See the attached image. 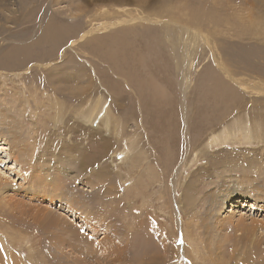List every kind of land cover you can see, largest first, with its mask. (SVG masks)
<instances>
[{
    "label": "rangeland",
    "instance_id": "374dc122",
    "mask_svg": "<svg viewBox=\"0 0 264 264\" xmlns=\"http://www.w3.org/2000/svg\"><path fill=\"white\" fill-rule=\"evenodd\" d=\"M0 136V264H264V0H0Z\"/></svg>",
    "mask_w": 264,
    "mask_h": 264
},
{
    "label": "bare ground",
    "instance_id": "6f19581e",
    "mask_svg": "<svg viewBox=\"0 0 264 264\" xmlns=\"http://www.w3.org/2000/svg\"><path fill=\"white\" fill-rule=\"evenodd\" d=\"M39 30V29H38ZM23 41V40H22ZM36 71V70H35ZM15 104V103H14ZM2 135V134H1ZM0 139H2V137L0 136ZM224 140H226V135L223 133L222 135L220 136H217V137H213L211 139V141L209 142L210 145H217L218 143H221L223 142L224 143ZM5 141V139L3 140ZM14 141V140H13ZM20 141V143H19ZM17 142V145L15 147H13V143L11 141V146L14 148V149H18V153H15L13 156L11 155V157L9 158L8 161H13L14 165H12L11 167H9V171H12V172H16L18 175L17 177L19 179H21L24 183V185H26V188H24L23 192L25 194V192H32L31 191V187L34 186L36 187L37 190L39 193H44L47 195V198L49 200H53L54 196H57V198H59V196L63 195L65 197V200L66 201H63L64 204L68 205L69 203H72L74 202L73 200V197L72 195L68 198V194L64 192V189L62 190L61 189V186L60 184L58 183L57 185L55 184V179L54 178H49L45 171H38V169L35 171V169H33V173L30 174V176L28 175H25L27 172H29V170L31 168H34V164H32L31 162L29 161H32L31 159L28 161L24 158H21L25 155H28L30 153H33L34 155V151L33 150H30L23 142L22 138H20ZM19 143V144H18ZM16 144V143H15ZM222 144V143H221ZM23 145V146H22ZM0 151H4L6 149H4V143H2V141L0 142ZM3 146V147H2ZM4 149V150H3ZM21 150H22V153H21ZM125 155V154H124ZM6 163V161H5ZM23 164V165H22ZM24 164L26 165V168H23L24 167ZM8 166V165H7ZM19 167V169L17 170V168ZM41 167V166H40ZM17 170V171H16ZM32 170V169H31ZM55 173V172H54ZM243 174V173H242ZM241 174V175H242ZM49 175V174H48ZM5 176V175H3ZM4 177H1L0 175V196L4 195L5 193L7 192H4V189H7V191H10L9 187L7 186L9 181L7 179H3ZM256 178V177H255ZM25 179V180H24ZM58 179V178H57ZM14 180V179H13ZM18 180V179H17ZM247 183V182H246ZM43 185H45L44 187H42ZM246 185V184H245ZM252 186L254 187V185L257 187L258 185V182L257 184L253 181L249 182L247 184V189H248V186ZM249 186V187H250ZM241 187V186H240ZM260 188H264L263 186H259ZM255 188V187H254ZM234 189V188H233ZM34 190V189H33ZM232 190V189H231ZM250 190V189H249ZM264 190V189H262ZM16 191H19V192H22V188L20 189H17ZM248 191H242L241 194L238 193L237 191H233L229 194L226 195V200H223L221 203L222 205H228V204H237V203H240L242 202V200H244L246 197L249 198V197H254L253 200H256L259 198V196H261V194H258L251 191V192H248ZM263 192V191H262ZM227 193V192H226ZM2 194V195H1ZM71 194V193H69ZM225 194V193H224ZM257 195V197H255ZM26 196V194H25ZM74 196V195H73ZM245 196V197H243ZM261 198L264 199V197L261 196ZM80 201H83V200H80ZM221 201V199H220ZM258 202V201H257ZM20 203V202H19ZM86 204V203H85ZM13 204L11 205H8V206H12ZM83 205V204H82ZM87 205V204H86ZM85 205V207H86ZM256 205V204H255ZM84 206V205H83ZM216 206V205H215ZM262 206V204L260 205ZM7 207V206H6ZM5 207V208H6ZM15 207V205H14ZM84 207V208H85ZM3 209V208H2ZM0 209V210H2ZM15 209V208H14ZM192 209V208H191ZM189 209L188 212L191 213L192 210ZM9 210V209H8ZM5 212V211H4ZM215 212V211H214ZM1 213V212H0ZM217 213V211H216ZM33 219H37L36 224H40L42 222H44L46 219H48V214L47 213H43V212H33ZM211 216V215H210ZM245 216V215H244ZM248 218V217H247ZM246 217H238L235 221H232L231 219H229L228 217L227 218H223L221 219V221L217 222V223H212L214 224V227H212L209 223V225L212 227V231L210 232V235L212 236L213 233V237L216 238V231H219V232H227V230L229 231L228 228H231L230 231H233V234L235 237H237L238 239L240 238L241 240H243L244 238L249 240L250 238L253 239V237L251 236H254V239L256 240L255 244H259V242L261 241L260 238L263 237V230H264V224L263 223H260L258 221H255L253 219L250 220L249 223H247L249 221V218L247 219ZM252 218V217H251ZM211 219V218H210ZM208 220V219H207ZM35 221V220H34ZM43 225V223H42ZM44 226V225H43ZM216 226V227H215ZM183 227V226H182ZM257 227H259V229L257 230ZM186 233V232H185ZM184 236V235H183ZM237 240H234L235 241H238ZM188 242L190 243L189 239H187ZM254 240V241H255ZM253 244V243H252ZM234 245H236L234 243ZM254 245V244H253ZM236 248V246H235ZM217 249V248H216ZM222 254V253H221ZM6 259V258H5ZM7 262V261H6Z\"/></svg>",
    "mask_w": 264,
    "mask_h": 264
}]
</instances>
